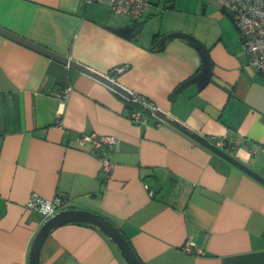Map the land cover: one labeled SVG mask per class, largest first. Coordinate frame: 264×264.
<instances>
[{
	"label": "crops",
	"instance_id": "0c3cea01",
	"mask_svg": "<svg viewBox=\"0 0 264 264\" xmlns=\"http://www.w3.org/2000/svg\"><path fill=\"white\" fill-rule=\"evenodd\" d=\"M154 4L131 39L109 27L133 20L106 2L0 0V26L110 76L208 139L226 137L231 154L264 175V73L249 65L238 29L222 14L217 30L189 29L208 48L210 80L172 99L202 58L180 38L150 48L170 31L142 34ZM128 99L0 33V264H29L42 219L27 201L58 193L62 208L110 219L142 264H264V183L150 110L145 123L131 121ZM90 133L116 139L105 180L90 143L77 142ZM40 264L127 263L98 227L66 222L43 241Z\"/></svg>",
	"mask_w": 264,
	"mask_h": 264
},
{
	"label": "water",
	"instance_id": "95a60500",
	"mask_svg": "<svg viewBox=\"0 0 264 264\" xmlns=\"http://www.w3.org/2000/svg\"><path fill=\"white\" fill-rule=\"evenodd\" d=\"M109 28L112 31L130 39L133 38L136 32L139 30V28L136 27L134 21H131L130 23L123 26L109 27ZM0 33L20 43H23L29 47H32L54 59H57L79 72L87 74L105 83L106 85H108L115 91L121 93L127 98H131L133 96L132 91H129L128 89L120 85L110 76L101 73L96 69L89 67L86 64H83L81 62L70 59L69 57L56 53L42 45L34 43L33 41L25 37H22L16 33H13L1 26H0ZM174 38L184 39L189 43H191L199 51L202 58V65L197 73L185 79L175 87V89L171 94L172 99L175 98L183 89L187 88L192 84H195L196 88L198 89L202 88L210 80V75H211V59L209 56L208 48L200 39H198L195 35L191 33L181 30L169 31L163 34L162 36H160L159 39L153 45H151L150 48L154 49L156 45L161 41L174 39ZM154 115L160 118L161 120L165 121L166 123H169L172 126L176 127L177 129L181 130L182 132L193 138L195 141L211 149L214 153L218 154L219 156L223 157L230 163L234 164L235 166L239 167L243 171L247 172L251 176L255 177L256 179L264 183V175H261L260 173L255 171L254 169H252L251 167H249L248 165H246L245 163L234 157L231 153H228L225 150L221 149L220 147L216 146L206 136L188 127L187 125L177 120L175 117H173L166 111L160 108H156L154 111ZM66 222L86 223L98 227L101 231L107 234L109 238L114 242V244L120 251L123 259L127 264H142L137 254L131 247L127 237L110 219H108L107 217H105L100 213L86 209L75 208V207H65L59 209L49 217L42 220L41 224L39 225L31 241L29 254H28L29 264H40V253H41V247L43 241L55 227Z\"/></svg>",
	"mask_w": 264,
	"mask_h": 264
},
{
	"label": "built area",
	"instance_id": "2783aa9c",
	"mask_svg": "<svg viewBox=\"0 0 264 264\" xmlns=\"http://www.w3.org/2000/svg\"><path fill=\"white\" fill-rule=\"evenodd\" d=\"M85 2H106L115 14L127 15L133 21L142 18L150 7L153 5V0H84ZM219 4L226 11L235 23L240 42L247 53L248 63L255 70L264 73V0H211ZM126 65L116 67V71H122ZM71 85L63 88L60 95L62 98H67ZM133 100L140 101L145 107L149 108L154 113L157 108L153 103L147 102L137 93L133 92L131 97ZM131 121L137 123H145L146 118L140 110H132L129 113ZM216 146L225 150L228 153L233 152V145L224 136L211 137L209 139ZM91 145V151L96 154L101 161L100 171L102 179H107L114 167V161L107 155V150L113 146L116 141L113 135L96 133L84 134L78 138V144L84 145L85 142ZM251 154L255 153L251 149ZM148 194L151 196L153 191L148 188ZM66 201V196L63 193H58L51 199L44 198L38 194H32L27 201L26 207L28 210L38 214L42 220L49 217L57 210L61 209Z\"/></svg>",
	"mask_w": 264,
	"mask_h": 264
},
{
	"label": "rangeland",
	"instance_id": "374dc122",
	"mask_svg": "<svg viewBox=\"0 0 264 264\" xmlns=\"http://www.w3.org/2000/svg\"><path fill=\"white\" fill-rule=\"evenodd\" d=\"M153 2L156 9L144 22L142 28V34L146 38H149L160 28L161 31L170 29V31L181 30L188 33L189 29L194 30L195 27L217 30L220 28L219 14L225 15L228 21L236 27L232 18L221 10L220 6L212 7L213 2L211 0H153ZM116 16L122 22H127L131 19L127 15L116 14Z\"/></svg>",
	"mask_w": 264,
	"mask_h": 264
},
{
	"label": "trees",
	"instance_id": "16d2710c",
	"mask_svg": "<svg viewBox=\"0 0 264 264\" xmlns=\"http://www.w3.org/2000/svg\"><path fill=\"white\" fill-rule=\"evenodd\" d=\"M171 6H172V4H171ZM154 36H156V35H154ZM164 41H166V40H163V41H161L160 43H158L157 45H162L163 43H164ZM156 45V46H157ZM156 48V47H155ZM128 101V103L130 104V109H129V113L132 111V110H140L141 111V113L143 114V115H145V113L146 112H150L149 110V108H147V107H145L140 101H138V100H133L132 98H130V99H128L127 100ZM64 194V193H63ZM65 195V194H64ZM66 196V195H65ZM65 205V204H64Z\"/></svg>",
	"mask_w": 264,
	"mask_h": 264
}]
</instances>
